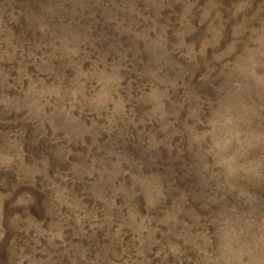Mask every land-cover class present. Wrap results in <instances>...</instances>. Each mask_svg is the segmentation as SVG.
Here are the masks:
<instances>
[{"label":"rangeland","instance_id":"obj_1","mask_svg":"<svg viewBox=\"0 0 264 264\" xmlns=\"http://www.w3.org/2000/svg\"><path fill=\"white\" fill-rule=\"evenodd\" d=\"M0 264H264V0H0Z\"/></svg>","mask_w":264,"mask_h":264}]
</instances>
